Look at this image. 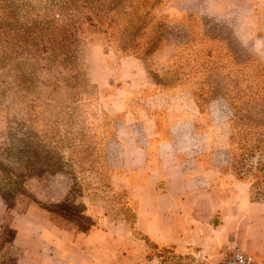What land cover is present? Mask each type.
Returning a JSON list of instances; mask_svg holds the SVG:
<instances>
[{
    "label": "rangeland",
    "instance_id": "374dc122",
    "mask_svg": "<svg viewBox=\"0 0 264 264\" xmlns=\"http://www.w3.org/2000/svg\"><path fill=\"white\" fill-rule=\"evenodd\" d=\"M218 3L0 0V257L14 218L28 224L39 210L79 229L92 208L129 222L123 181L165 143L172 174L214 180L203 185L210 226L183 253L114 231L118 264H220L234 242L264 264V199H251L262 176L234 167L253 120L264 138V56L238 7Z\"/></svg>",
    "mask_w": 264,
    "mask_h": 264
},
{
    "label": "crops",
    "instance_id": "0c3cea01",
    "mask_svg": "<svg viewBox=\"0 0 264 264\" xmlns=\"http://www.w3.org/2000/svg\"><path fill=\"white\" fill-rule=\"evenodd\" d=\"M219 6L229 11L238 7L233 15L245 41L253 52L264 56V0H219ZM166 150L167 144H159L154 158L149 157L143 167L133 170L131 180L123 181V186L133 203L134 229L159 246L189 252L196 250L190 240L197 230L210 226L208 221L215 211L213 193L203 185L212 186L214 180L172 174L163 158ZM206 193L209 200L204 201ZM88 214H93L96 224L86 229L58 225L42 210L28 224L15 217L14 237L0 264H118L117 248L122 241L113 232L128 229L127 222L104 210L92 208Z\"/></svg>",
    "mask_w": 264,
    "mask_h": 264
},
{
    "label": "trees",
    "instance_id": "16d2710c",
    "mask_svg": "<svg viewBox=\"0 0 264 264\" xmlns=\"http://www.w3.org/2000/svg\"><path fill=\"white\" fill-rule=\"evenodd\" d=\"M257 126H260V121L253 120L248 125V129L250 128V130L247 129L241 133L239 140H238V145H237V150L239 151V153L237 154V156H235L236 158L233 156L236 160L234 167H235V174L237 175V178L244 179L248 177V175L252 173L253 169L257 170L262 176L261 181L253 185L252 197H251L253 201L264 199V143L261 145V142L264 141V138L260 133L254 130L255 127ZM255 156H257V159L256 161H253ZM16 182L18 183V185L20 184L19 186L20 189H23L21 178L17 177ZM2 198L6 200L8 198V193L6 192L3 193ZM43 208L50 211L49 209H47V206H43ZM129 211H130V218H131L129 222H127V219L124 217L123 214H122V217H118V218L125 219L128 226L134 229L133 227V218H134L133 203ZM105 213H110L113 215V217H116L113 214V212H110V210L108 209H106ZM81 215H83V219H85L88 222L89 226L90 225L95 226L96 219L95 217H93V214L89 215L83 211L81 212ZM146 239H149V238L146 237Z\"/></svg>",
    "mask_w": 264,
    "mask_h": 264
},
{
    "label": "built area",
    "instance_id": "2783aa9c",
    "mask_svg": "<svg viewBox=\"0 0 264 264\" xmlns=\"http://www.w3.org/2000/svg\"><path fill=\"white\" fill-rule=\"evenodd\" d=\"M227 254L228 256L220 264H257L255 257L235 242L227 247Z\"/></svg>",
    "mask_w": 264,
    "mask_h": 264
}]
</instances>
